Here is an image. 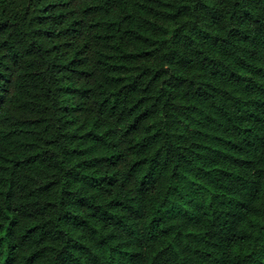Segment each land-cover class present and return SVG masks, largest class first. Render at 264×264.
I'll use <instances>...</instances> for the list:
<instances>
[{
    "label": "trees",
    "instance_id": "trees-1",
    "mask_svg": "<svg viewBox=\"0 0 264 264\" xmlns=\"http://www.w3.org/2000/svg\"><path fill=\"white\" fill-rule=\"evenodd\" d=\"M0 264H264V0H0Z\"/></svg>",
    "mask_w": 264,
    "mask_h": 264
}]
</instances>
